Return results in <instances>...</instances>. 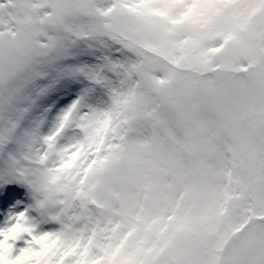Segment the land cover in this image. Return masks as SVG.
Masks as SVG:
<instances>
[{"label": "snow or ice", "instance_id": "snow-or-ice-1", "mask_svg": "<svg viewBox=\"0 0 264 264\" xmlns=\"http://www.w3.org/2000/svg\"><path fill=\"white\" fill-rule=\"evenodd\" d=\"M0 264H264V0H0Z\"/></svg>", "mask_w": 264, "mask_h": 264}]
</instances>
